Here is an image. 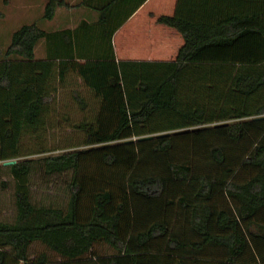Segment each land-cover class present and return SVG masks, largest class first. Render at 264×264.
<instances>
[{
	"label": "trees",
	"instance_id": "trees-1",
	"mask_svg": "<svg viewBox=\"0 0 264 264\" xmlns=\"http://www.w3.org/2000/svg\"><path fill=\"white\" fill-rule=\"evenodd\" d=\"M144 1L81 0L93 23L23 24L0 48V162L16 160L0 164L14 207L0 218V264H264V61L192 60L246 34L264 38L262 14L212 24L162 15L183 37L175 59L116 62L112 35ZM57 7L71 5L47 0L43 18ZM72 39L85 59L71 65L83 94L70 93L89 115L73 125L83 139L54 155L29 149L22 141L52 126L67 76L35 59L36 44L64 41L56 52L71 58ZM31 153L42 155L22 158ZM38 173L64 176L65 197L34 199ZM35 243L46 250L31 255ZM104 245L111 252L97 251Z\"/></svg>",
	"mask_w": 264,
	"mask_h": 264
},
{
	"label": "crops",
	"instance_id": "crops-1",
	"mask_svg": "<svg viewBox=\"0 0 264 264\" xmlns=\"http://www.w3.org/2000/svg\"><path fill=\"white\" fill-rule=\"evenodd\" d=\"M65 2L68 3L67 1ZM133 2L134 1H129L128 7H131ZM45 4L46 0H0V48L5 49L7 47L10 43L12 33L18 29H13L11 32V28L9 30V27H17L22 21H27L24 22V24L35 22L46 32H56L66 29L73 30L84 21L95 20L97 16L94 11L81 9V6L68 3L71 5L70 8L57 7L54 17L47 20L53 21L57 17L55 20L60 22V26H58L59 29L53 30L54 28H52L48 30L49 28H46L45 23H43L45 21L43 15L35 13V18H30V11H35L38 7L43 10ZM244 4H246L244 0H145L112 35L111 43L115 61L154 62L172 61L175 59L179 48L183 44V37L174 28L159 23L157 21L159 16H176L191 22H206L212 24L232 14L262 13L261 9L245 11L244 7L242 8ZM250 7L252 8L253 6L246 8ZM62 8L67 10V12H60ZM76 15H78V18L74 19L73 17H76ZM54 24H56V21ZM54 24H52V26ZM2 25H4V31H1ZM247 35L250 34L244 36ZM60 39L57 37L58 43ZM237 41L232 46L228 47L211 46L205 48L193 57L192 60L210 62L222 61L210 57L211 55L209 54L213 56L216 53L229 50L236 45ZM72 42H74V39H72ZM64 46L65 44L63 41L61 45L58 44L52 51H48L47 43L44 40H40L35 47V59L42 61V63L47 66L50 64L49 62H51L53 70L57 69L60 65L65 67V74L67 76L64 79V86L60 85V87H63L62 92L68 91V93H71L72 88L84 90V88L81 87L80 78L75 77L71 65L75 62L84 63L85 59L76 56L75 42L71 45L68 44L67 47L71 49L72 46L74 57L68 58L64 54H60L62 51H65ZM60 47H62V51ZM56 51H60V53ZM56 84L58 85V81H56ZM57 98L58 104L60 93Z\"/></svg>",
	"mask_w": 264,
	"mask_h": 264
},
{
	"label": "rangeland",
	"instance_id": "rangeland-1",
	"mask_svg": "<svg viewBox=\"0 0 264 264\" xmlns=\"http://www.w3.org/2000/svg\"><path fill=\"white\" fill-rule=\"evenodd\" d=\"M71 4H77L80 0H65ZM47 2V0H46ZM244 7L245 11H252L253 9H261L262 10V17L264 23V0H244ZM251 4V5H250ZM249 6H253L252 8H246ZM81 9H87L93 11L88 8L86 5L81 6ZM59 11V10H57ZM64 10L63 8L60 9V12ZM59 12V13H60ZM35 13L43 15L44 9L42 10L40 7L36 8L35 11H30V18H35ZM96 13V12H95ZM97 14V13H96ZM59 15V14H58ZM57 18V17H56ZM55 18V19H56ZM74 19L78 18L73 17ZM47 21L45 20L46 28L48 30H58L60 26L58 20ZM94 20V19H93ZM93 20L87 21L89 23H93ZM56 21V24H54ZM19 23L17 27H9L11 28V32L13 29H17L20 27L21 24ZM5 23V22H4ZM52 24H54L52 26ZM74 26V25H71ZM4 25L1 27V31H4ZM210 57H213L217 60H222L225 62H245V63H257L264 61V38L259 34H250L247 36L242 37L236 43L233 48L229 50L222 51L221 53H216ZM208 56V55H206ZM83 94V90H80ZM54 112L52 113L53 123L52 126H48L44 132L37 136H25V139L22 141V144L27 146L29 149H34L37 146L45 147L48 151L46 154H58L63 151H69L73 149H77V144L82 141L83 133L78 131L73 126L76 122L80 121L82 117L89 116L86 111H82L78 103H75L70 96L68 91L60 93V100L58 104L54 107ZM39 144V145H38ZM42 145V146H40ZM42 154L31 153L25 155L24 159H36L37 157L41 156ZM0 164H2L0 162ZM64 176L53 175L49 177H45L42 173L34 174L31 178V186H32V193L33 197L36 200L42 201L44 203L48 202L49 200H61L65 197L64 195ZM2 182L5 184L3 185ZM13 184L12 180L6 173L0 172V218L5 220H11L14 213L13 207ZM97 251L100 254H105L106 252H111L110 249L104 246H96ZM45 247L39 243H35L31 248V255H37L38 253L45 251ZM32 257V256H31Z\"/></svg>",
	"mask_w": 264,
	"mask_h": 264
},
{
	"label": "water",
	"instance_id": "water-1",
	"mask_svg": "<svg viewBox=\"0 0 264 264\" xmlns=\"http://www.w3.org/2000/svg\"><path fill=\"white\" fill-rule=\"evenodd\" d=\"M15 162H16L15 159H12V160H6V161L2 162V165H11V164H13V163H15Z\"/></svg>",
	"mask_w": 264,
	"mask_h": 264
}]
</instances>
